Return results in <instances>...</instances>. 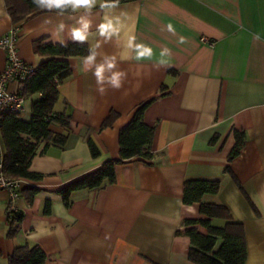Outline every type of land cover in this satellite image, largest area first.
I'll return each instance as SVG.
<instances>
[{"label": "crops", "instance_id": "1", "mask_svg": "<svg viewBox=\"0 0 264 264\" xmlns=\"http://www.w3.org/2000/svg\"><path fill=\"white\" fill-rule=\"evenodd\" d=\"M3 11L10 17L5 2ZM119 11L128 14L126 23L138 41L157 56L162 47L171 49L170 66L157 70L146 60L120 62L119 69L127 72L123 87L101 95L95 78L82 68L83 57L68 58L71 75L58 85L53 110L68 114L69 125L51 126L67 134V143L44 152L40 143L30 170L41 179L19 177L14 203L22 219L13 238L7 236L8 194L0 190V264H8L14 247L25 243L38 244L46 264H196L188 259L189 238L177 233L184 219L200 216L199 203L182 199L190 179L220 181L219 191L202 200L224 205L243 224L245 264H264V0H127ZM101 17L97 7L93 31ZM59 20L44 10L20 25L0 15V36L16 27L17 54L36 67L43 58L34 53L33 41L52 42ZM168 24L175 34L166 30ZM180 36L187 43L179 44ZM119 51L113 43L101 49L108 55ZM5 62L0 48V71ZM7 88L14 91L17 83ZM40 96L26 99L25 119ZM146 102L143 119L154 126L152 159L116 165L114 183L77 190L65 206L59 190L119 157V131ZM110 111L117 112L116 119L100 128ZM235 130L245 133V141L229 159ZM87 138L99 149L97 156L91 155ZM0 147L4 152L1 136ZM27 187L38 189L31 201ZM47 199L51 212L44 214ZM189 206L195 214L187 211Z\"/></svg>", "mask_w": 264, "mask_h": 264}, {"label": "trees", "instance_id": "2", "mask_svg": "<svg viewBox=\"0 0 264 264\" xmlns=\"http://www.w3.org/2000/svg\"><path fill=\"white\" fill-rule=\"evenodd\" d=\"M127 1V0H120ZM6 10L15 25L30 16L39 13L40 9L32 0H4ZM33 51L43 59L22 80L23 94L26 99L39 93L40 98L31 104V116L22 119L13 112L0 114V136L4 146L3 165L5 173L13 178L26 177L32 180L41 179L40 173L30 170V161L40 143H44L41 152L48 146L64 147L67 134L51 129L52 125L67 127L70 117L61 112L56 113L53 106L58 98V85L71 75L69 57H85L89 46L68 41L67 47L51 41L37 39L33 41ZM175 73V70H169ZM149 102L139 105L132 118L118 135L119 157L108 159L100 168L73 181L59 190L65 206H70L71 195L81 189H98L115 182V167L133 158L149 161L153 157L152 141L154 126L145 123L144 111ZM117 112L110 111L101 123L100 128L110 126L117 117ZM235 143L229 154V159L235 157L244 145L245 133L234 131ZM92 156L99 154V149L87 138ZM226 170L234 178L229 167ZM220 189L219 180L190 179L184 182L183 202L185 204L199 203V217L183 220L182 233L189 238L188 259L196 264H245L246 242L245 230L241 222L233 220L229 210L220 203L205 202V194H216ZM35 187H27L24 193L28 201L37 193ZM51 212V200L43 205V213ZM22 219L21 211L14 212L7 218V236L13 238L19 231ZM218 219L222 222H215ZM203 228L205 231H201ZM47 255L38 244H22L14 247L8 256V264H46ZM156 264V263H153Z\"/></svg>", "mask_w": 264, "mask_h": 264}, {"label": "clouds", "instance_id": "3", "mask_svg": "<svg viewBox=\"0 0 264 264\" xmlns=\"http://www.w3.org/2000/svg\"><path fill=\"white\" fill-rule=\"evenodd\" d=\"M32 3L40 10L55 12L60 18L51 33L53 43L67 47L69 40L76 44L89 43L90 38L94 40V43H89L88 54L83 57L81 65L85 72H90L95 78L97 91L101 95L109 88L118 90L123 87L127 72L119 69L120 62L146 60L152 62L157 70L170 66L171 49L162 47L157 56L150 45L138 41L132 26L126 23L128 14L123 11L118 12L120 0H32ZM97 7L102 17L93 31L91 16ZM3 8L4 0H0V15L10 19ZM66 13L72 15L65 16ZM77 13L79 15H75ZM65 19L74 23H65ZM166 30L175 34L172 24L166 25ZM259 38L258 35L255 37V39ZM177 42L185 44L187 38L180 36ZM107 43H113L120 49L118 56L101 53L103 45ZM187 211L196 213V209L192 206H189Z\"/></svg>", "mask_w": 264, "mask_h": 264}, {"label": "built area", "instance_id": "4", "mask_svg": "<svg viewBox=\"0 0 264 264\" xmlns=\"http://www.w3.org/2000/svg\"><path fill=\"white\" fill-rule=\"evenodd\" d=\"M17 38L16 27L7 34L0 36V48L6 54L5 66L0 71V114L6 111L21 114L26 102L22 80L31 72L33 66L18 56ZM202 39L205 40L204 37ZM9 82L17 83L16 90H8L7 84ZM3 156L4 152L0 147V190H4L8 194L6 217L9 218L18 211L14 202L19 196L20 182L19 178L10 177L5 173Z\"/></svg>", "mask_w": 264, "mask_h": 264}, {"label": "rangeland", "instance_id": "5", "mask_svg": "<svg viewBox=\"0 0 264 264\" xmlns=\"http://www.w3.org/2000/svg\"><path fill=\"white\" fill-rule=\"evenodd\" d=\"M26 105H27V102H26ZM25 115H26L25 112H24V113L22 112L19 116H20L22 119H25V118H24ZM214 221H215V222H222L221 220H218V219H215Z\"/></svg>", "mask_w": 264, "mask_h": 264}]
</instances>
